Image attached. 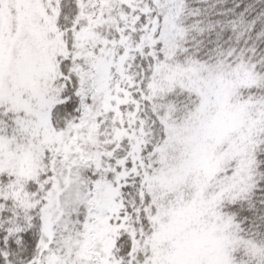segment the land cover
<instances>
[{"label": "snow or ice", "instance_id": "1", "mask_svg": "<svg viewBox=\"0 0 264 264\" xmlns=\"http://www.w3.org/2000/svg\"><path fill=\"white\" fill-rule=\"evenodd\" d=\"M0 264H264V0H0Z\"/></svg>", "mask_w": 264, "mask_h": 264}]
</instances>
